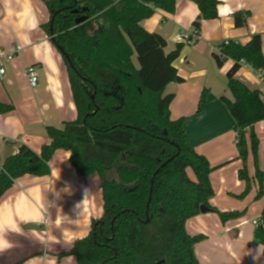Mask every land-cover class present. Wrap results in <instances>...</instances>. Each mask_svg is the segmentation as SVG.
<instances>
[{
    "label": "trees",
    "instance_id": "trees-1",
    "mask_svg": "<svg viewBox=\"0 0 264 264\" xmlns=\"http://www.w3.org/2000/svg\"><path fill=\"white\" fill-rule=\"evenodd\" d=\"M42 1L50 18L55 17L52 42L69 57L63 60L77 117L61 128H47L49 140L39 154L23 145L6 158L0 166V198L23 176L49 175L53 155L65 150L81 177H99L104 203L103 216L92 221L89 235L75 242L67 254L75 257V264H200L194 246L203 237L189 235L186 221L200 215L201 206L215 211L210 205L213 169L189 144L185 120L170 118L174 95L164 93L168 84L184 81L174 66L184 44L166 53V40L141 25L157 10L174 14L176 0ZM190 1L200 9L193 24L199 36L202 21L216 19L221 2ZM80 16H86V21L76 25ZM249 17V12L235 13V26H246ZM43 27L50 34V22ZM217 47L219 54L213 57L219 67L234 61L227 74L233 101H223L235 119L239 157L244 163L249 155L254 157L260 197L264 170L258 169L254 126L264 121V98L235 75L241 62L264 70L262 40L255 35L245 45L228 41ZM206 97L204 91L199 106ZM13 111V105L0 102V115ZM239 178L246 181L248 191L246 167ZM255 241L264 248V210Z\"/></svg>",
    "mask_w": 264,
    "mask_h": 264
},
{
    "label": "crops",
    "instance_id": "crops-1",
    "mask_svg": "<svg viewBox=\"0 0 264 264\" xmlns=\"http://www.w3.org/2000/svg\"><path fill=\"white\" fill-rule=\"evenodd\" d=\"M219 1L218 17L202 21L199 36L193 24L200 9L190 0H176L174 14L157 10L141 25L166 40V53L184 44L174 61L184 81L168 84L164 93L174 95L170 118L185 120L189 144L213 169L210 205L215 211L186 221L189 235L203 237L194 246L199 263L264 264V248L255 241L254 224H261L264 194L258 197L253 155L245 163L239 157L235 119L223 101H233L227 74L234 61L219 67L213 57L219 54L218 44L235 41L245 45L255 35L261 37L264 54V0ZM237 12L250 13L242 28L234 23ZM50 21L42 0H0V67L5 69L0 75V102L14 107L13 112L0 115V166L23 145L39 154L49 140L47 128H61L77 117L63 55L43 27ZM178 34L189 35L191 41L179 39ZM133 63L138 68L136 56ZM29 67L36 70V88L29 85ZM235 79L260 91L264 98V83L247 63L241 62ZM204 91L207 97L199 106ZM254 129L259 141L258 169L263 171L264 121ZM70 155L57 150L49 162V175L23 176L0 198V264L76 263L67 254L75 242L89 235L92 221L103 216L104 203L100 179L81 177ZM244 167L250 178L248 191L246 181L239 178Z\"/></svg>",
    "mask_w": 264,
    "mask_h": 264
},
{
    "label": "built area",
    "instance_id": "built-area-1",
    "mask_svg": "<svg viewBox=\"0 0 264 264\" xmlns=\"http://www.w3.org/2000/svg\"><path fill=\"white\" fill-rule=\"evenodd\" d=\"M177 37L179 39L185 41V42H188V43L191 41L190 40L191 37L189 35H187V34H178ZM9 59H11V56H9L7 58V60H9ZM255 71H256L257 78L259 79V81L264 83V70L263 69H259V70H255ZM4 73H5L4 67H0V75L2 76V75H4ZM26 75H27L30 87L31 88H36L37 84H38V76H37L35 68L34 67L27 68ZM254 224L258 226V225H260V222L254 221Z\"/></svg>",
    "mask_w": 264,
    "mask_h": 264
},
{
    "label": "water",
    "instance_id": "water-1",
    "mask_svg": "<svg viewBox=\"0 0 264 264\" xmlns=\"http://www.w3.org/2000/svg\"><path fill=\"white\" fill-rule=\"evenodd\" d=\"M61 11H62V10H60L59 12H61ZM83 11H87V9L84 8ZM59 12H58V13H59ZM73 13L77 14V13H79V10H73ZM86 18H87L86 16H80V17H78V18L76 19V21H75L76 25H80V24H82L84 21H86ZM54 19H55V17H53V18L51 19V21H50V35H51V40H52V41H53V38H54V36H53V25H54ZM58 49L60 50L61 54H62L63 56H65V57L69 60V57L65 54L64 50H63L61 47H58ZM70 64H71V63H70ZM71 66L73 67L72 64H71ZM73 68H74V67H73ZM74 70H75V69H74ZM91 99L94 100V95L91 96ZM95 113H96V111H95L93 114H89V115H87V117H89V116H93ZM179 152H180V150H178V153L176 154V156L179 154ZM171 160H172V158H171L170 160L166 161V162L162 165V167H164L165 165H167ZM158 171H159V170H158ZM158 171L155 173L154 177L157 175ZM209 211H210V209H209L208 207H206V206H201V213H207V212H209ZM148 221H149V220H147L145 223H148Z\"/></svg>",
    "mask_w": 264,
    "mask_h": 264
},
{
    "label": "rangeland",
    "instance_id": "rangeland-1",
    "mask_svg": "<svg viewBox=\"0 0 264 264\" xmlns=\"http://www.w3.org/2000/svg\"><path fill=\"white\" fill-rule=\"evenodd\" d=\"M96 178L98 179L99 177H98V176H96Z\"/></svg>",
    "mask_w": 264,
    "mask_h": 264
}]
</instances>
